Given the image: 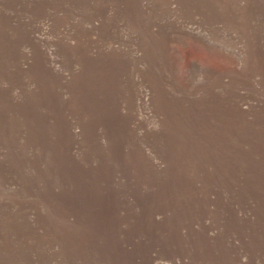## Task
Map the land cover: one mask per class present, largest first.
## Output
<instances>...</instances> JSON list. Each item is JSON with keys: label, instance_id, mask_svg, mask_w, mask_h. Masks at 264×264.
<instances>
[{"label": "rangeland", "instance_id": "374dc122", "mask_svg": "<svg viewBox=\"0 0 264 264\" xmlns=\"http://www.w3.org/2000/svg\"><path fill=\"white\" fill-rule=\"evenodd\" d=\"M0 264H264V0H0Z\"/></svg>", "mask_w": 264, "mask_h": 264}]
</instances>
